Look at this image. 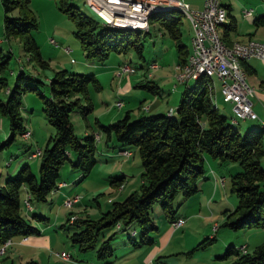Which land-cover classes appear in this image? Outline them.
<instances>
[{"label":"trees","instance_id":"trees-1","mask_svg":"<svg viewBox=\"0 0 264 264\" xmlns=\"http://www.w3.org/2000/svg\"><path fill=\"white\" fill-rule=\"evenodd\" d=\"M28 1L0 0L3 36L6 39L18 36L23 51L44 67L46 63L41 60L31 33L36 28V20L27 9ZM57 7L74 19V35L86 58L102 63L111 52L126 54L130 50L141 56V31L106 25L91 9L97 19L80 12L69 0H58ZM13 10H17V15L9 16ZM149 19L158 20L174 40L179 56L178 68L184 65L189 52L186 53L180 39L177 27L179 12L160 11L150 14ZM255 24L264 26V14L255 19ZM7 59L8 56L0 50V70L6 65ZM0 84L5 87L1 77ZM36 84H42L37 76H28L19 70L13 86L6 88V100L0 101V114L7 118L9 126V135L0 141V151L13 141L16 134L27 132L20 113L22 95L26 91H35L40 97V110L52 129L44 148L39 151L38 177L27 163H22L14 174L5 177L0 183V247L14 236L38 234V229L29 223L21 209L20 194L23 188L29 203L47 202L50 193L57 188L59 169L65 161L70 163L73 170L79 171L78 181L87 176L96 162L98 136L91 131L78 136L70 120L71 113H78L85 121L92 111L88 86H93L95 90L101 88L95 74L56 70L47 80V96ZM180 85L183 87L180 100L170 113L167 110L166 113L144 114L148 109L139 108L140 113L136 117H132L127 110L113 122L101 124L96 121L98 130L105 136L104 145L107 146L108 141L113 140L111 148L124 156L134 150L141 168L137 189L121 200L111 201L110 207L97 218L74 215L71 221L73 213H69L66 218V223L76 228L70 230L68 235L71 244L80 252L93 250L96 258L103 260L101 264H107V259L113 254L109 240L114 233L104 237L110 227L120 232L135 224L137 230L127 232L126 238L133 246H141L152 243L151 235L157 230L151 217L153 205H157L169 222L178 219L173 200L177 195L186 199L198 190V181L204 173L205 156L221 164L234 162L239 168L230 176V191L237 202L227 215L225 224L231 229H264V128L251 127L241 132L239 120L231 122L232 117L227 120L215 106L217 85L214 79L199 76ZM137 87L153 94L158 93V86L147 79ZM32 153L28 156H32ZM73 157L74 160H71ZM121 180L113 178L109 183L119 186ZM29 209L30 204L26 210ZM34 216L39 221L47 219L41 215ZM134 233H138L137 241L133 239ZM213 239L209 237L202 240L194 249L201 248L205 242ZM229 255H234V258L227 264H264V242L255 246L252 252H239L233 246H227L215 258L225 259ZM22 264L37 263L29 259Z\"/></svg>","mask_w":264,"mask_h":264},{"label":"rangeland","instance_id":"rangeland-1","mask_svg":"<svg viewBox=\"0 0 264 264\" xmlns=\"http://www.w3.org/2000/svg\"><path fill=\"white\" fill-rule=\"evenodd\" d=\"M69 1L83 14L97 19L89 10L90 8L86 6V0L85 3L84 0ZM57 4L58 0H29L27 3V9L36 20V28L33 29L31 33L38 46L41 60L46 63L44 67L35 63L29 55L23 51L21 40L18 36L10 37L8 39L3 36V10L0 4V50L3 55L8 56L6 65L0 70V77L3 78L5 82V87L0 84V101L4 102L6 100V88H11L13 86L19 70L25 75L37 76L42 84L36 85L41 92L47 96L48 89L46 83L54 71L66 69L75 71L76 73H93V67L100 64L99 62L86 58L78 39L74 35V19L67 13L59 10ZM8 15L16 16L17 10L11 11ZM187 22H189L187 17L179 12L177 26L180 30V37L184 42H186L188 36ZM149 24L150 35H147L143 31L139 33L142 44L141 56L143 59L138 57L134 51L130 50L127 53L129 62L126 58V63L123 64H128L131 68L134 67L136 74H140L141 72H144L145 75L147 73L154 74L153 80H155V82L161 87L160 89L163 90L160 94L162 101L158 110H164L167 108L166 106H168V110H174L180 100V94L183 88L176 82L174 75L170 78V72L173 69L174 74L176 72V66L174 64L176 49L175 46L171 44L172 39L169 38L166 30L161 26L158 20L149 19ZM158 28L166 35L165 41L169 47L165 49L163 57L156 60L154 44L151 40H160L158 37L160 32L157 31ZM50 38L54 40L56 45L48 43ZM66 47L68 48V52H65L64 50ZM121 58H123V54L111 52L102 64H113ZM153 59L159 64L158 67L164 68L162 71L168 75L167 78H158V72L150 67H146L148 62ZM140 64L145 66V69L139 67ZM178 73L179 68L177 74ZM177 74L175 77H177ZM133 75L135 74H124V76H122L124 78H122V82L125 81V78L129 82L134 78ZM95 76L101 88L95 90L93 86H88V95L93 105V109L87 115L86 120L91 127H86V120L84 121L78 113H71L70 120L74 132L78 136H81L80 132L82 129H87L101 136V142L96 143V162L91 167L87 176L79 182H73L74 176L78 174L79 171L74 169L75 172H72V168L68 161H65L62 164L59 169L58 180L68 182L71 192L70 196L73 197L76 195L79 197L80 204L76 207L67 206L66 204H64V207H59V203L57 202V204H54L53 207H51V210L44 206L46 207V214L51 217L53 223L46 228L48 233L46 235L47 237L38 241L40 242L38 248L44 249V253L47 254L49 251L59 252V250H63L68 252L72 257L80 256L79 260L81 264H87L89 261L103 263V260H98L93 250L85 252L78 251L76 246L72 245L69 239H66L65 228L62 229L59 225L66 224V228L71 227L67 228V232L75 230L76 228L69 226L66 223L65 216H68L71 212H75L78 216L87 215L89 218L95 219L102 211H105L110 207V202L108 203V201L121 200L126 194L137 189L140 182L139 172L136 173L134 171V165L129 163L133 161V158L136 164H138L139 158L137 153L134 152L132 157L122 155L119 156V158L113 157L112 155H115L116 152L115 148H111L114 141H108L107 146L104 145L105 136L98 130L94 120L98 117V119L104 122L101 124H107L108 119L101 114L105 109H110V107L112 113L118 112L120 117L127 109L133 114V117H136L137 113H140L139 108H149L148 103L152 97L159 100L157 94H153L144 88L134 87L132 88L133 92L130 98V103H127L122 108L120 106L114 107V101L111 97V91L114 87H109L106 77L98 74ZM214 81L217 85V87H215L216 92L214 96L215 106L218 111L229 120L230 117H232L231 107L228 103H224V100L221 98L220 82H217L215 79ZM173 85H175L176 88L173 87ZM140 92L144 94L143 102L140 101ZM21 100L20 113L23 118V125H25V128L28 130V135L29 132H31V128L33 129V132L27 139L23 138L26 137L25 133L23 135L16 134L13 141L0 151V176H3L5 172L9 170L10 173H8V176H11L21 163H19L18 167L13 170L15 164L24 160V162L29 164L33 174L38 177L40 155H35L34 158H30L28 155H30L31 152L36 150L41 151L44 148L49 134L52 133V129L46 122L40 110V97L35 91H26L22 95ZM102 101L104 103H102ZM138 102H141V105H139L140 107H137ZM153 112H155V108L143 113L150 114ZM253 123L254 121L239 120L238 127H245L248 124ZM29 125L32 127H29ZM8 128L7 118L0 114V135L2 134V136H0V141L4 140L9 135ZM102 156L106 160V164H101L100 158ZM125 157L129 160L128 165H124L123 167L127 170H131L132 175L126 176L120 185L121 187L116 186L114 188L110 186L106 176L116 167H120L122 159ZM210 161L212 162L213 170L217 173L215 182L212 175H210L207 180H204L205 184L201 189L197 190L193 195L186 199L177 195L173 200L174 207L177 206L178 212H182V215L184 216V224L182 227L175 230L171 227L170 223L167 222L166 228L162 229L160 227V221L157 220L159 224L158 227L160 228L159 231L164 235L163 238L150 244L133 246V243L127 241L126 233H131L132 229H135L136 231L137 228L135 224L129 225L125 231L120 232H115V229L112 226L104 234V237L106 238L111 233H114L113 237L109 240L110 245L113 248V254L107 259V264H160L158 260L164 262V264H227L234 258V255H229L225 259L214 258L216 252H219L217 254H221L226 248L221 247L222 241H234L235 247H239V245H248V252H252L255 245L263 243L264 234L263 236L260 235L262 232L264 233L263 228L250 227L231 229L225 224L227 221V215L232 211L237 202L234 193L230 191V176L239 168L234 162L221 164L216 159H211ZM203 167L209 168L205 159L203 161ZM220 175H223L225 178V181L222 184L219 181ZM104 179L106 180V183L103 181ZM48 199L51 200V196H49ZM62 202L64 203V201ZM38 204L40 203L38 202ZM159 212L160 209L157 205H153L151 211L153 222L157 219L156 215ZM56 213H58V217H56L54 222V215ZM71 217H74V214H71L70 218ZM157 222L155 221V223ZM164 231L166 233H164ZM132 236L134 240H138V233H134ZM209 237H214V239L211 242H205L201 248L194 249L202 240ZM120 239H123L122 241L125 242H122ZM38 248L32 249L30 251L31 255L28 256V258H33L37 262L44 264L45 260L41 257V252L38 251ZM208 258L210 260H207ZM49 264H70V262L62 261L57 257L50 256Z\"/></svg>","mask_w":264,"mask_h":264},{"label":"crops","instance_id":"crops-1","mask_svg":"<svg viewBox=\"0 0 264 264\" xmlns=\"http://www.w3.org/2000/svg\"><path fill=\"white\" fill-rule=\"evenodd\" d=\"M181 1L184 3H187L188 6L194 10L201 9L202 5H203V0H181ZM218 1L225 7V9L227 11L225 18L223 19V23L219 26V29H218L219 34H220L223 42L227 46H231L233 43H235L237 41L239 43L240 42L246 43L248 41H257V40L264 42V26L255 24V19L257 17H259L260 15L264 14V0H218ZM246 9L252 10L250 15H244V10H246ZM149 25L150 24H148V29L146 31L147 35H150ZM162 27H160V28H162ZM187 27H188V36H187L186 42L182 41V39L180 37L181 41L185 45L186 53L190 52V50H191L190 39L192 36V29L190 28L189 22H187ZM157 31L158 32L160 31L159 28ZM179 33H180V30H179ZM158 37L160 39L159 41H154V39L151 40V42H153V44H154V49H155L154 52L156 54V56H155L156 60H159L161 57H163L165 49L169 47L167 45V42L165 41L166 35L163 34L162 31L159 32ZM48 43H50V42L48 41ZM171 44L175 46L173 39H172ZM127 53L123 54V58H121L120 60H117L113 64L110 63V64L103 65L102 64L103 62H102L99 65H95L93 67V71H92L93 74H95V75L98 74V75H102L103 77H106V79L108 80V83H109V87L110 88L114 87V89L111 91V95H112L111 97L114 101L113 106L115 107V102H117V101H119L121 103V105H120L121 108L124 107L127 103L129 104L130 100H131L130 98H131L132 92H133L132 88L137 87L138 84L142 83L143 81H145L147 79V80L153 81L158 86L157 95L159 97V100L154 98V97H152L150 99V102L148 103L149 104L148 111L152 108H155V112L150 113V114L166 113V111L168 110V106H166L167 108L164 110H158L160 107V103L162 101L160 94L163 90H161L160 89L161 87L158 85V83H156L155 80H153L154 74H148L147 73L145 75L144 72H141L140 74H138V73L136 74L135 70H134L132 73H128V74H135V75H133L134 78H132L129 82L126 80V78H125V81L122 82V80L124 79L122 76H124V74H126V73L121 74L119 76L117 75L118 66L122 63H126V58H127V61L129 59L127 57ZM141 54H142V52H141ZM178 57L179 56H178V53L176 51L175 52V59H174L175 66L177 65ZM140 58H142V56H140ZM156 60H154V59L150 60L148 62V64L146 65V67H150V64L154 63L155 67H150V68H152L156 72H158L157 77L158 78H167L168 75L162 71V69H164V68L158 67L159 64H157ZM241 65H242V68H244V70L246 72V79H245L246 85H250L254 89V94H253V96L250 97V101L252 103V109L254 110V112L258 116V119H255V120H249V119L242 120V121H247V120L254 121L253 124H248L245 127L239 128L241 130V132H244L246 129H249L251 127H263L264 128V126L262 124L264 122V60H259V59H250L248 61L244 60L241 63ZM139 67L144 68L145 66L140 64ZM77 71H80V70H77ZM177 72H178V66L176 67L175 74H174V69L170 72V78H172L173 75L175 77ZM215 80H217V79H215ZM217 82H219V80H217ZM139 95H140V99H141L140 101L143 102L144 94L142 92H140ZM141 102H138L137 107H140L139 105H141ZM102 103H104V102L102 101ZM127 110H125V111H127ZM168 111L170 113L171 109H169ZM101 115H104L108 119L107 120L108 123L113 121L114 119H116V118L118 119V117H120L118 112L112 113L111 107H110V109H105V111H103ZM130 115L132 116L133 114L130 113ZM137 115H139V113H137ZM94 121H95V124H96V121H98L99 123H104V122H102V120L98 119V117H96ZM85 125H86V127H91L90 124L87 122V120H86ZM23 127H24L25 131L28 132V130L25 128V125H23ZM29 127H32V126L29 125ZM32 132H33V129L31 128V132H29V135H27L26 137H23V138L27 139L29 136H31ZM88 132H89V130H87V129L83 130L82 129L80 133H81V135H85ZM5 134H6V132H5ZM96 135L98 136L97 143L101 142V136H99L98 134H96ZM0 136H2V134ZM262 141H263V146H264V134H263ZM115 151H116L115 155H112V156L119 158V156H121V154H118L117 150H115ZM134 152L135 151L132 150L130 155H128L127 157H129V156L132 157ZM104 155H106V154H104ZM122 156H124V155H122ZM29 157L34 158V156H29ZM127 157L122 159V162H121L122 164L120 167H116L114 170L110 171L106 176V179L108 181L110 179H113V178H116V179L121 178L122 180H121V182H119L118 187H121L120 185H121L122 181L126 178V176L132 175L131 170H127L125 167H123L124 165H128L129 159ZM207 157L208 156H205L204 159L206 160L207 166L209 168H204L203 177L198 181V190L201 189V187L205 184L204 180H207V178L210 175H212L214 182L216 180L217 173L212 168V162L210 161L211 159H209V157L208 158ZM71 160H74V157ZM132 160L133 161L129 162V163L133 164L134 169H135L134 171L136 173L139 172V174H140L141 168L139 166V161H138V164H136V162L133 158H132ZM100 162H101V164H106V160L103 158V156L100 158ZM19 163L22 164V163H27V162H24V160L17 162L15 164L13 170L16 169V167H18ZM263 165H264V157H263ZM128 169H131V168H128ZM71 171L75 172V170H73V169H71ZM8 173H10V170L5 172V174L3 176H0L1 177L0 183H2L4 178L9 175ZM79 176H80L79 173L76 174L73 178L74 179L73 182H79L80 180L79 181L77 180V179H79ZM103 181L106 183L105 179ZM219 181L221 182V184L225 181V178L223 175L219 176ZM57 184H58L57 188L55 190H53L49 195L52 198L51 200L49 199L47 202H44V203L39 202L40 204H38V202H33V203L28 202L30 204L29 210H26V208H25L26 205H24V202H25L24 200L27 197V193H26L25 189L23 188V191L20 194L21 209H22V212L26 215L27 219L30 218L29 223L38 229V234L27 235L24 237L14 236L11 239H9V243L6 246H4L3 251L0 253V264H22L23 262H25L29 259L36 261L33 258H28V256L31 255L30 251L32 249L38 248V245L40 243L38 241H41L47 237L46 235L48 233H47L46 228H47V226H50L53 223L51 220V217L46 214L45 208L48 207L51 210V207H53L54 204H57V202L59 203V205H58L59 207H61V206L64 207V204L62 201H64L66 198H72V196H70L71 192H70V186L68 185V182L58 180ZM110 186L115 188L116 184H114V185L110 184ZM111 201L112 200L108 201V203ZM78 204H80L79 197H77V200L71 206L76 207ZM44 206H46V207H44ZM160 212L157 213V215H156L157 219L155 221L157 222V220H159L160 221V227L162 229H165L166 224H167V222H169V220L167 218H165V216L162 214V212L161 213ZM71 213L78 216V214L75 212H71ZM34 215H41L43 217H46L47 219L39 221V220L34 218L35 217ZM56 217H58V213H56L54 215V222H55ZM65 217L67 218V216H65ZM176 218H180L182 220L184 218V216L182 215V212H178L177 206H176ZM155 221H154V224L156 225L157 230L151 235L152 236V243L155 241L161 240L164 236L159 231L160 228L158 227V225H159L158 222L155 223ZM169 223L173 229L177 230L178 228L182 227V225L184 224V220H183L182 224L179 226H173L171 222H169ZM65 225L66 224H62V225L60 224L59 226H61L62 229L65 228L64 229V231L66 233L65 237H66V239H68V235L70 234L71 231L67 232L68 229L65 227ZM164 233H166V232L164 231ZM263 234L264 233L262 232V234H260V235L263 236ZM120 240L122 241L123 239H120ZM122 242H125V241H122ZM227 246H233L239 252H240V248L244 247V250L248 252V249H247L248 245H239V247H235L234 241L224 240L221 242V247L225 248ZM255 246H257V245H255ZM38 251L41 252L40 253L41 257H43L45 260L44 264H49L50 256L57 257L62 261H66V262L68 261V262H70V264H77V263L81 264L80 260H79L80 256L72 257L68 252H65L63 250H59V252L58 251L57 252L56 251L55 252L49 251L47 254L44 253V249H39ZM61 252L66 253L67 257L63 258V257L59 256V253H61ZM217 253H219V252H216V254H214V258H215V256L219 255ZM207 260H210V259L208 258ZM158 261L160 264H164V262H162V261L160 262V260H158ZM36 263L41 264L37 261H36ZM87 264H101V263H99L98 261H94V262L89 261Z\"/></svg>","mask_w":264,"mask_h":264},{"label":"built area","instance_id":"built-area-1","mask_svg":"<svg viewBox=\"0 0 264 264\" xmlns=\"http://www.w3.org/2000/svg\"><path fill=\"white\" fill-rule=\"evenodd\" d=\"M216 2L217 0H203L202 8L199 10L190 9L188 4L181 0H88L86 5L100 18L102 23L137 24H143V16L148 7L159 4L184 5L188 12L189 25L192 29L191 47L194 50V59L192 60V70H188V73L184 76L174 77L176 82L183 84L189 81L190 77L199 70L215 71L219 77L221 98L231 107V120L237 122V120L258 119L257 114L252 109V103L250 101V97L254 94V89L246 85L244 77L238 72V68H233V58H240L241 60L247 61L250 59L264 60V42L257 40V50L245 49L244 43L240 42L242 43V50L237 54H230L218 48L215 42V20L220 19L215 17ZM251 11V9L244 10V15H250ZM48 41L56 45L52 38ZM64 50L68 52L67 47ZM150 67H155V64H150ZM132 72L126 71L123 63L117 68L118 76ZM120 105L121 103L119 101L115 102V106L119 107ZM24 133L26 136L28 135V132ZM38 154L39 150H36L31 155L35 156ZM123 154L128 155L125 152ZM76 200L77 196L74 195L71 199H65L63 204H73ZM73 219L74 217H71V221ZM182 222L183 220L178 218L172 222V225L179 226ZM8 243L9 240L2 244L0 253ZM240 250L245 251L244 247H241ZM59 256L63 258L67 257L64 252L59 253Z\"/></svg>","mask_w":264,"mask_h":264},{"label":"bare ground","instance_id":"bare-ground-1","mask_svg":"<svg viewBox=\"0 0 264 264\" xmlns=\"http://www.w3.org/2000/svg\"><path fill=\"white\" fill-rule=\"evenodd\" d=\"M88 2V0H86ZM169 10H176L182 14H184L187 19L189 20V15L186 10V7L182 4H159L153 7H148L146 9V12L144 13L143 16V24H137V23H114V22H107L104 23L106 25H109L114 28L118 29H130V30H137V31H147L148 29V24H149V16L152 13L160 12V11H169ZM162 13V12H161ZM227 14V11L225 7L217 0L216 2V7H215V17L219 18L220 20H215V42L218 48L223 49L225 52H229L230 54H237L241 52L242 50V43L235 42L231 46H227L220 34H219V26L223 23V19L225 18ZM152 17V16H151ZM190 44H192V36L190 39ZM245 49L249 50H257L258 48V42L257 41H249L247 43H244ZM194 59V50L191 47V50L189 52V55L187 57V61L185 62L184 65H181L179 67V73L177 74V77L184 76L188 73V70H192V60ZM244 60H241L240 58H233V68H238V72L242 77H244V81L246 79V72L244 68H242L241 62ZM178 66V64H177ZM176 66V67H177ZM123 67L126 69V71H134L128 64H123ZM206 77V78H212V79H217L219 80L218 74L215 73V71L211 70H199L196 72L193 76L190 77L191 79H195L198 77ZM250 86V85H247ZM147 109V108H144ZM232 122H236L232 120ZM264 126V124H263ZM26 206L29 207L28 201L26 199L25 201ZM67 206H71L72 204H66Z\"/></svg>","mask_w":264,"mask_h":264}]
</instances>
